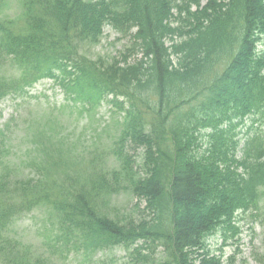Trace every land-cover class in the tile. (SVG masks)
<instances>
[{"label": "trees", "instance_id": "obj_1", "mask_svg": "<svg viewBox=\"0 0 264 264\" xmlns=\"http://www.w3.org/2000/svg\"><path fill=\"white\" fill-rule=\"evenodd\" d=\"M6 1L0 100L50 79L66 105L90 113L104 102L119 120L79 174L53 179L54 152L35 179L0 160V264H56L10 235L41 206L55 216L46 246L58 253L122 247L125 264H222L207 241L235 235L238 215L257 218L264 201V0H20L17 23L3 16ZM107 26L129 45L88 58L84 47ZM111 156L118 167L108 171ZM119 191L143 208L113 215Z\"/></svg>", "mask_w": 264, "mask_h": 264}, {"label": "rangeland", "instance_id": "obj_2", "mask_svg": "<svg viewBox=\"0 0 264 264\" xmlns=\"http://www.w3.org/2000/svg\"><path fill=\"white\" fill-rule=\"evenodd\" d=\"M7 10L3 16L18 21L20 0H7ZM4 11V10H3ZM129 45V38L117 34L105 27L100 41L94 46H85L84 53L90 59L109 60L117 57ZM120 59V58H118ZM79 107L66 105L60 90L49 80L36 83L28 93L21 97L8 96L0 100V160L15 170L18 177L36 178L34 167L40 160L54 152L58 161V171L51 176L57 181L59 175L81 173L76 163H85L87 153L97 147L113 141L119 120V114L109 105L102 103L94 112L81 113ZM250 122L246 124L249 126ZM50 138L53 142H48ZM63 150L65 156L60 159L57 152ZM83 154V155H82ZM100 152H94V155ZM141 151L135 152V166H139ZM90 158V157H88ZM72 159L73 166L64 161ZM109 171L117 168L116 162L106 157L104 163ZM135 206L142 203L127 192H117L110 197V212L115 216L135 214ZM45 210L35 209L19 218L11 228V235L31 248L33 253L43 255L56 264H125L127 257L122 248L84 253L82 249L53 251L46 246L54 239L51 227L46 225ZM242 220V221H240ZM238 234L224 242L215 237L207 242L211 255L220 257L222 264H264V218L253 220L249 214L239 218Z\"/></svg>", "mask_w": 264, "mask_h": 264}]
</instances>
